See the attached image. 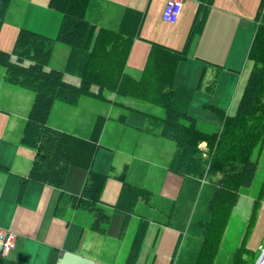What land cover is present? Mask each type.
Listing matches in <instances>:
<instances>
[{"label": "trees", "instance_id": "16d2710c", "mask_svg": "<svg viewBox=\"0 0 264 264\" xmlns=\"http://www.w3.org/2000/svg\"><path fill=\"white\" fill-rule=\"evenodd\" d=\"M12 0H0V30L7 17ZM214 0H201L184 47L174 48L152 41L149 59L140 76L127 68L128 57L139 35L142 16L131 18L118 29L99 27L90 18L97 0H50L49 7L62 15L55 37L21 28L12 52L0 48V65L5 69V81L34 91L35 98L21 131L20 143L35 149L27 175L22 176L20 195L30 182L48 185L60 191L55 215H64L67 208L89 213L87 226L106 234L111 221V209L103 201V191L110 174L94 169V162L101 145L107 117L97 115L88 137L58 129L49 123L57 101L76 105L83 95L107 99L104 90L140 99L163 107L165 116L146 113L147 125L142 130L148 134L173 140L176 151L169 163V170L181 176L194 177L202 182L219 176L213 184L210 207L231 205L236 202L240 189L250 186L258 163L253 159L255 149L264 142V23L260 21L264 9L261 0L255 18L256 32L248 54L253 66L248 75L243 94L234 114L211 106L219 116L222 126L205 131L198 127L191 114L195 88L174 86L180 62L190 56L191 45L201 33ZM70 47L63 69L49 68L56 42ZM205 67L213 69L214 85L223 66L206 61ZM66 74L79 77V84L66 80ZM211 86V87H212ZM96 87L97 89H95ZM126 116L120 115L125 121ZM70 166L87 170L80 193H68L64 184ZM0 172L10 168L0 164ZM122 191L112 205L124 215L123 227L133 215H140L136 233L125 264H137L150 219L138 209L139 202H149L152 191L119 176ZM264 192V185L262 188ZM214 215V214H213ZM206 239L203 241L194 264H205L211 241L219 240L216 224L208 221ZM216 236V237H215ZM249 251L240 249L233 264H246ZM211 264V262H209Z\"/></svg>", "mask_w": 264, "mask_h": 264}, {"label": "crops", "instance_id": "0c3cea01", "mask_svg": "<svg viewBox=\"0 0 264 264\" xmlns=\"http://www.w3.org/2000/svg\"><path fill=\"white\" fill-rule=\"evenodd\" d=\"M49 2L50 0H12L0 30V48L10 49L21 28H29L55 37L62 15L51 9ZM200 2L201 0H185L176 23L167 22L163 18L166 0H97L95 8L90 12V18L99 27L118 29L125 17L128 23L131 18L138 19V16H142L139 35L134 39L127 61L128 70L135 76L137 73L140 76L149 59L152 41L179 49L184 47ZM260 2L261 0H214L201 33L195 37L191 45L190 56L178 65L176 74L177 77L180 76L182 84L190 85L189 79L193 75L194 81H197L203 65L206 66L205 60L222 65L228 72L237 71L241 66L243 69L248 67V54L256 32L255 18ZM260 21L264 22V9ZM69 50L68 46L65 58L63 57L65 64H57L55 57L51 56L49 68L63 69ZM211 70L213 72V69ZM12 87L16 85L5 81V69L0 66L2 100L0 111L10 112L11 100L6 93ZM4 92L6 96L3 95ZM55 107L50 114L49 123L58 129L78 134L75 124L76 113H73L75 122L68 129L60 125L59 118L71 113L69 106ZM28 113L29 111L18 116L15 130H10L8 126L0 128V164L10 168L9 173L0 172V229H11L17 233V248L8 255H3L0 245V264H71L70 256L89 259L82 254L81 249L85 234L87 231H93L87 226L90 216L88 212L71 209L66 210L64 215L56 216L55 209L60 191L48 185L30 182L20 195L22 176L28 174L35 155L34 152L30 158L31 163L28 161L25 167L20 166L17 158L23 151L20 137ZM97 115L99 114H96L95 118ZM93 123L87 135L83 137L90 135ZM105 129L106 125L101 142ZM101 145L103 146L102 143ZM106 146L112 148L110 145ZM143 160L147 162V159ZM169 161L171 160H167L165 175L160 182L162 187L159 193L162 199L159 202L154 201L153 187L141 185L152 191V198L148 203L139 202V211L148 215L150 222L137 264L176 263L185 236V226L183 224L173 226L172 222L176 217L174 208L180 203L181 198L185 199L190 191L200 188V184L204 182L171 172ZM154 162L153 154V164ZM74 173L85 182V172ZM121 191L122 183L111 181L109 178L102 196L105 205L111 208ZM157 213H161L164 219L152 216ZM137 216L140 218V215ZM73 224L77 225L76 229L73 228ZM86 251L91 253L89 249ZM91 258L89 259L91 264H108L106 260L95 261L94 257Z\"/></svg>", "mask_w": 264, "mask_h": 264}, {"label": "rangeland", "instance_id": "374dc122", "mask_svg": "<svg viewBox=\"0 0 264 264\" xmlns=\"http://www.w3.org/2000/svg\"><path fill=\"white\" fill-rule=\"evenodd\" d=\"M15 40L7 51L12 52ZM67 48V44L59 41L54 46L52 56L55 57L57 64H65L63 57L65 58ZM247 65L248 67L245 69L241 66L237 71L228 72L223 68L215 84L211 85L212 87L210 84L214 78V72L210 67H205V64L197 81H194V75L189 79L190 85L182 84L179 79L180 76L177 77L176 74L175 87L186 85L196 89L191 103V114L197 119L200 129L211 132L220 129L222 126L221 119L211 109V106L225 109L230 114L236 112L253 66L252 61L249 60ZM136 75L139 76V73ZM65 77L72 83L79 84L80 82L79 77L75 75L66 74ZM194 82L195 84H193ZM94 88L96 89V87ZM6 94L11 100L10 112L0 111V128L1 126H8L10 130H15L18 116L29 111L35 93L32 90L16 86L8 90ZM6 94L4 92L3 95L6 96ZM104 95L107 98L105 100L83 95L76 105L57 101L54 105L55 108L69 106L71 110L68 116L64 115L59 118L60 125L69 129L75 122L73 115L75 112L77 129L81 136H86L96 114L108 117L101 142L103 146L97 153L94 169L101 173L110 174L111 181L122 183L119 176L125 173L126 180L129 182L153 187L154 201L159 202L162 199L159 191L162 187L160 182L165 175L164 168L168 163L167 160H171L174 155L176 144L173 140L154 137L141 129L147 125L146 113L164 117V108L140 99L119 95L108 89L104 90ZM122 114L126 116L124 122L120 120ZM106 145H110L112 148H108ZM21 147L23 148L22 154L17 158L20 166L25 167L28 165V161L31 163L30 158L35 149L28 145H21ZM153 154L155 156L154 164ZM143 159H147V162ZM253 159L258 163L254 180L250 186L240 189L235 203L225 204L224 207L219 205L212 212L210 205L214 191L211 180L215 181L219 176L208 178L201 184L199 182L200 188L190 191L185 199L181 198L180 203L174 208V216L176 217L172 224L174 227L183 224L185 236L175 264H194L201 245L206 239L208 221L216 224L219 240L214 239L209 244L205 264H209V262L211 264H233L235 254L240 249L248 250L251 253L247 255L245 252L244 257L249 259L246 264H257L264 251V192H262L264 185V142L255 149ZM74 172H85V177L87 175L86 169L70 166L64 184V190L68 193H80L84 185V180L81 181ZM192 178L194 179V177ZM140 203L143 204V202ZM110 209L111 221L106 235L87 231L81 247L83 249L82 254L89 259L94 257L95 261L106 260L108 264H124L140 218L133 215L123 227L124 215L112 207ZM67 210L71 211L70 208ZM152 216L159 219L163 218L161 213ZM165 219L167 220V217ZM200 223H202L201 226ZM73 228L76 229L77 225L73 224ZM86 249L91 250V253L87 252ZM89 259L70 256V263L91 264Z\"/></svg>", "mask_w": 264, "mask_h": 264}, {"label": "built area", "instance_id": "2783aa9c", "mask_svg": "<svg viewBox=\"0 0 264 264\" xmlns=\"http://www.w3.org/2000/svg\"><path fill=\"white\" fill-rule=\"evenodd\" d=\"M185 0H166L163 18L170 23H176L181 15ZM0 245L3 255H8L17 248V233L14 230L0 229Z\"/></svg>", "mask_w": 264, "mask_h": 264}, {"label": "water", "instance_id": "95a60500", "mask_svg": "<svg viewBox=\"0 0 264 264\" xmlns=\"http://www.w3.org/2000/svg\"><path fill=\"white\" fill-rule=\"evenodd\" d=\"M257 264H264V251L262 252V255L260 256Z\"/></svg>", "mask_w": 264, "mask_h": 264}]
</instances>
